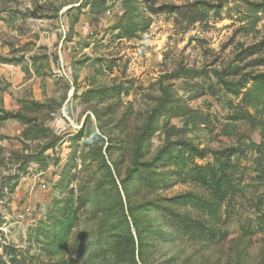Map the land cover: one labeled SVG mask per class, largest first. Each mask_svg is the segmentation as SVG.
I'll return each instance as SVG.
<instances>
[{"label": "rangeland", "instance_id": "rangeland-1", "mask_svg": "<svg viewBox=\"0 0 264 264\" xmlns=\"http://www.w3.org/2000/svg\"><path fill=\"white\" fill-rule=\"evenodd\" d=\"M0 264H264V0H0Z\"/></svg>", "mask_w": 264, "mask_h": 264}, {"label": "trees", "instance_id": "trees-1", "mask_svg": "<svg viewBox=\"0 0 264 264\" xmlns=\"http://www.w3.org/2000/svg\"><path fill=\"white\" fill-rule=\"evenodd\" d=\"M12 114L10 113V112H3V116H5V117H9V116H11Z\"/></svg>", "mask_w": 264, "mask_h": 264}]
</instances>
